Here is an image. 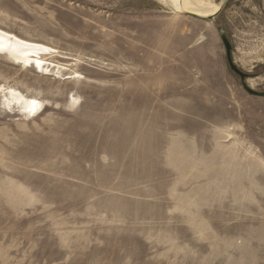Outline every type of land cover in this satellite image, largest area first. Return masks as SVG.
Wrapping results in <instances>:
<instances>
[{"label":"rangeland","instance_id":"rangeland-1","mask_svg":"<svg viewBox=\"0 0 264 264\" xmlns=\"http://www.w3.org/2000/svg\"><path fill=\"white\" fill-rule=\"evenodd\" d=\"M0 28L68 67L0 57L47 104L0 97V264H264V98L221 37L264 92V0H0Z\"/></svg>","mask_w":264,"mask_h":264},{"label":"bare ground","instance_id":"bare-ground-1","mask_svg":"<svg viewBox=\"0 0 264 264\" xmlns=\"http://www.w3.org/2000/svg\"><path fill=\"white\" fill-rule=\"evenodd\" d=\"M158 1L162 5L167 6V8L169 7L174 13H180L184 10L202 17H214L219 10V4L215 0ZM55 53L56 51L53 48L45 44L24 39L0 28V57H6L10 64L26 69H34L38 73L50 71L57 72L58 75L63 76L68 67L53 60ZM68 75H70L69 79L81 77L77 72H72ZM0 93L2 95L0 97L5 101L7 108L10 109L12 106L19 107L20 112L27 119L32 118L34 120L46 110L47 104L45 102L35 97L26 96L16 89L2 90L0 87Z\"/></svg>","mask_w":264,"mask_h":264},{"label":"water","instance_id":"water-1","mask_svg":"<svg viewBox=\"0 0 264 264\" xmlns=\"http://www.w3.org/2000/svg\"><path fill=\"white\" fill-rule=\"evenodd\" d=\"M228 0H221V2L219 3V10H218V13L224 8L226 2ZM217 13V14H218ZM180 14L182 15H185V16H188V17H191V18H195V19H199V20H209L210 18L212 17H202L200 15H197V14H194V13H190V12H187V11H184L182 10L180 12ZM216 14V15H217ZM222 37V41L224 42V45H225V49H226V53H227V59H228V63L230 65V68L232 69V71H234V73H236L240 78H241V81H242V85L244 87V89L252 96H255V97H260V98H264V92H257V91H254L252 89H250L247 84H246V79L248 78V75H246L245 73H243L242 71H240L236 65L233 63V60H232V47H231V44L230 42L228 41L226 35L224 33H222L221 35Z\"/></svg>","mask_w":264,"mask_h":264}]
</instances>
